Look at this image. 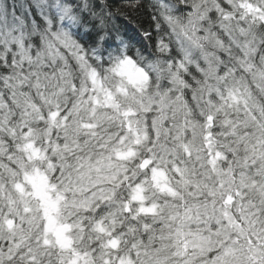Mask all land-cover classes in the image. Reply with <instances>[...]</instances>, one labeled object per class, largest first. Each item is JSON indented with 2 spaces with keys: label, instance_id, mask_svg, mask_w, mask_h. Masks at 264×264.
<instances>
[{
  "label": "snow or ice",
  "instance_id": "snow-or-ice-1",
  "mask_svg": "<svg viewBox=\"0 0 264 264\" xmlns=\"http://www.w3.org/2000/svg\"><path fill=\"white\" fill-rule=\"evenodd\" d=\"M0 264H264V0H0Z\"/></svg>",
  "mask_w": 264,
  "mask_h": 264
},
{
  "label": "trees",
  "instance_id": "trees-1",
  "mask_svg": "<svg viewBox=\"0 0 264 264\" xmlns=\"http://www.w3.org/2000/svg\"><path fill=\"white\" fill-rule=\"evenodd\" d=\"M20 3H25L26 0H19ZM130 33H131V28H130Z\"/></svg>",
  "mask_w": 264,
  "mask_h": 264
}]
</instances>
